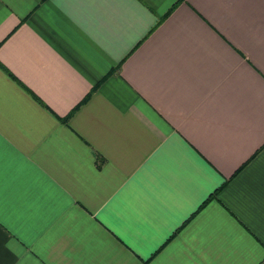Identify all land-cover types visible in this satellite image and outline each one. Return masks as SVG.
<instances>
[{
    "label": "crops",
    "instance_id": "obj_1",
    "mask_svg": "<svg viewBox=\"0 0 264 264\" xmlns=\"http://www.w3.org/2000/svg\"><path fill=\"white\" fill-rule=\"evenodd\" d=\"M0 264H264V0H0Z\"/></svg>",
    "mask_w": 264,
    "mask_h": 264
}]
</instances>
